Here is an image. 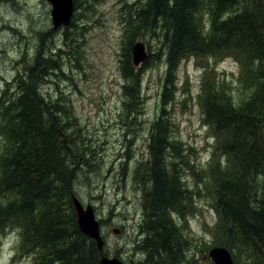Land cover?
<instances>
[{"label":"trees","instance_id":"trees-1","mask_svg":"<svg viewBox=\"0 0 264 264\" xmlns=\"http://www.w3.org/2000/svg\"><path fill=\"white\" fill-rule=\"evenodd\" d=\"M86 1L75 0V10L87 6ZM97 1L101 0H92ZM143 2L125 32L123 108L132 112L127 116L141 113L142 71L151 59L156 57L166 71L150 130L148 159L138 166L143 171L137 169L133 176L144 191L140 210L144 219L135 242L144 258L139 264H198L189 255L179 218L196 213L194 200L203 191L199 184L212 193L219 218L214 245L229 250L235 264H241L239 253L246 255L247 263L264 264V0ZM76 13L73 26L79 17ZM207 21L211 23L206 25ZM143 35L157 36L160 44L154 54L148 53L142 67L135 68L132 48ZM64 37L60 42L66 47L78 46L76 32L69 27ZM54 51L49 59L38 55L28 74L16 79L19 95L0 99V196L5 199L0 202V246L2 237L15 230L18 242L11 264L22 258H28L29 264H100L107 249L101 252L94 240L80 232L72 201L77 197L79 171L90 162L84 156L90 147L78 136V120L68 100L39 94L55 73H64L62 50ZM227 56L241 64L245 84L254 83L255 94L236 104L226 89L205 77L199 101L218 142L210 167L193 172L198 183L188 190L187 177L181 182L178 175L182 171L178 159L187 156L181 155L185 152L181 146L171 143L173 124L167 109L178 92L183 63Z\"/></svg>","mask_w":264,"mask_h":264},{"label":"rangeland","instance_id":"rangeland-1","mask_svg":"<svg viewBox=\"0 0 264 264\" xmlns=\"http://www.w3.org/2000/svg\"><path fill=\"white\" fill-rule=\"evenodd\" d=\"M3 1L0 2V6L4 5L0 7V91L7 89L13 92L16 89L14 80L28 74L38 55L49 59L52 50L56 54L62 50L64 73H56L41 92L62 95L68 100L78 120V136L81 134L90 147L84 153L90 162L79 171L74 192L83 203L92 204L97 217L104 220L107 255L116 256L126 264L143 262L135 242L141 234L139 224L144 191L140 192L139 183L133 176L140 163L148 159L150 130L157 116L166 68L153 57L142 71L141 113L130 117L127 115L132 112L128 113L123 108L125 80L121 74V61L126 28L131 25L135 11L144 0H101L83 5L76 11L79 17L75 26L72 25L75 19L69 26L70 32H76L74 43L78 46H73V49L60 42L64 29L53 30L47 10L41 11L40 4L38 8L39 0L37 5L33 0H27V8L25 5L20 7L21 4L15 9L9 8L8 0ZM76 26L83 27V30L77 32ZM137 41L144 42L148 53L153 54L160 44L157 36L143 35ZM240 72H243L242 66L232 56L220 60L211 58L209 62L189 60L180 67L178 92L167 111L173 124L171 143L181 146L185 150L181 155L187 156L178 159L182 170L178 175L181 182L184 176L187 177L188 190H193L194 184L198 183L193 172L210 167L218 142L199 101V96H204V79L209 76L219 83L222 89L227 90V96L239 104L251 100L255 94L254 83L245 84ZM1 141L0 136V148ZM188 162L193 168H187ZM205 183L210 185L208 179ZM197 188L203 191L202 197L194 200L196 213L180 217L179 223L188 237L189 255L196 258L198 264H214L209 252L218 247L214 245L212 235L219 232V218L212 193L204 190V184L197 185ZM2 201L5 199L0 196ZM115 230L118 234L114 233ZM17 242L15 230L2 237L0 264H11ZM119 250L120 254L115 255ZM22 259L18 264L30 263L28 258ZM238 260L241 264H251L247 263L243 253L238 254Z\"/></svg>","mask_w":264,"mask_h":264},{"label":"water","instance_id":"water-1","mask_svg":"<svg viewBox=\"0 0 264 264\" xmlns=\"http://www.w3.org/2000/svg\"><path fill=\"white\" fill-rule=\"evenodd\" d=\"M53 6L52 25L54 30L70 25V14L74 7L73 0H49ZM147 59L146 48L143 43H137L133 46V62L139 66ZM73 205L77 214L78 227L80 232L94 240L98 249L103 252L105 249V240L102 234L101 222L98 220L95 210L91 204L84 205L79 198L73 196ZM114 233L118 234V230ZM209 258L214 264H235L230 252L223 247L213 248L209 252ZM100 264H124L117 257H109L102 254Z\"/></svg>","mask_w":264,"mask_h":264},{"label":"bare ground","instance_id":"bare-ground-1","mask_svg":"<svg viewBox=\"0 0 264 264\" xmlns=\"http://www.w3.org/2000/svg\"><path fill=\"white\" fill-rule=\"evenodd\" d=\"M9 1L10 0H8L7 1V3H9ZM19 0H16V3L18 2ZM92 2V0H88V1H86V3H91ZM75 13H76V10H75V5H74V7H73V9H72V12H71V14L69 15L70 16V20H71V23H72V21H73V19H74V17H75ZM71 23H70V25H71ZM70 25H68V27L70 26ZM137 43H143L144 45H145V48H146V53H147V59H148V56H149V54H148V51H147V47H146V44L144 43V42H141V41H139V42H136L135 44H137ZM134 44V45H135ZM59 47V46H58ZM6 53V52H5ZM22 57V56H21ZM50 57V56H49ZM48 57V58H49ZM147 59L144 61V62H142L139 66H135L134 65V62H133V48H132V62H133V65L135 66V68H140L146 61H147ZM61 60V59H60ZM59 66V65H58ZM56 74V73H55ZM7 80V79H6ZM14 80V79H13ZM18 80H20V79H18ZM5 81V80H4ZM10 81V80H9ZM9 81H6V82H9ZM48 82H46L45 84H47ZM11 84V83H10ZM13 84H14V87L16 88L13 92H11V91H8L7 89L6 90H4V91H0L1 92V94H0V99H2V97H6V96H11V95H14V94H18L19 92H18V88H17V80H14V82H13ZM7 85V84H6ZM4 88H5V86H3ZM13 87V88H14ZM2 88V87H1ZM8 88V87H7ZM42 91V89H41V87L39 88V94H43V93H45V92H41ZM45 94H47V93H45ZM19 95V94H18ZM139 190H140V192L142 191V188H141V186H140V183H139ZM75 189V188H74ZM140 201H141V199H140ZM141 203V202H140ZM140 205V204H139ZM141 206H142V204H141ZM140 206V207H141ZM143 208V207H142ZM141 213H142V211H141ZM142 217V216H141ZM142 219H144L143 217L140 219V220H142ZM104 222V220H101V224H102V227H103V223ZM140 231V230H139ZM142 236V235H141ZM121 257V256H120Z\"/></svg>","mask_w":264,"mask_h":264},{"label":"flooded vegetation","instance_id":"flooded-vegetation-1","mask_svg":"<svg viewBox=\"0 0 264 264\" xmlns=\"http://www.w3.org/2000/svg\"><path fill=\"white\" fill-rule=\"evenodd\" d=\"M33 1L35 5H37L38 0H33ZM0 2H4V1L0 0ZM21 4L22 6H20ZM39 4L42 5L41 11L43 9L47 10L49 17H51V23H52V7H53L52 4L49 2V0H39L38 8H39ZM7 5H10L9 8H12V9H15V7L18 8L19 6L23 7V5H25V7L27 8L28 3H27V0H19L17 3H16V0H10L9 3H7ZM74 5H75V0H74ZM0 7H4V5H1Z\"/></svg>","mask_w":264,"mask_h":264}]
</instances>
